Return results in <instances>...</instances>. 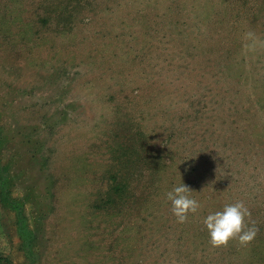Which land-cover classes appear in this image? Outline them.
I'll use <instances>...</instances> for the list:
<instances>
[{
    "label": "rangeland",
    "instance_id": "374dc122",
    "mask_svg": "<svg viewBox=\"0 0 264 264\" xmlns=\"http://www.w3.org/2000/svg\"><path fill=\"white\" fill-rule=\"evenodd\" d=\"M248 31L264 0H0V264H264ZM236 201L256 236L212 247L203 218Z\"/></svg>",
    "mask_w": 264,
    "mask_h": 264
},
{
    "label": "clouds",
    "instance_id": "9594fccd",
    "mask_svg": "<svg viewBox=\"0 0 264 264\" xmlns=\"http://www.w3.org/2000/svg\"><path fill=\"white\" fill-rule=\"evenodd\" d=\"M244 39V48L248 53H255L264 47V41L252 31L246 32ZM191 192L180 182L165 194L170 202V211L178 223L186 222L190 214L197 213L201 208L200 202L191 196ZM250 217L251 212L243 201L225 204L221 209L210 211L203 218V227L208 233L210 245L226 246L231 240H237L241 245L250 243L258 231Z\"/></svg>",
    "mask_w": 264,
    "mask_h": 264
}]
</instances>
